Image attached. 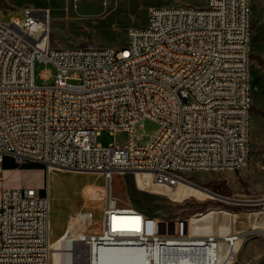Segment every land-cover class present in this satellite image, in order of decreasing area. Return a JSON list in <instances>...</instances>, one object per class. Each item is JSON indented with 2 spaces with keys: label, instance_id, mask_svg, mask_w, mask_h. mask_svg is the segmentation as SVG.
Returning a JSON list of instances; mask_svg holds the SVG:
<instances>
[{
  "label": "built area",
  "instance_id": "built-area-1",
  "mask_svg": "<svg viewBox=\"0 0 264 264\" xmlns=\"http://www.w3.org/2000/svg\"><path fill=\"white\" fill-rule=\"evenodd\" d=\"M0 22V264H51V195L8 188L5 160L49 173L102 174L109 196L100 229L60 245L62 264H109L107 250L135 264H234L254 231L197 234L190 218L163 219L112 196L117 174H146L155 185L194 186L197 172L251 166L252 0H208L204 7H153L123 47L56 49L46 10ZM36 63L45 68L38 86ZM158 124L143 143L136 129ZM102 132L125 144L97 143ZM214 212V211H210ZM59 251V250H57ZM119 254V255H120Z\"/></svg>",
  "mask_w": 264,
  "mask_h": 264
},
{
  "label": "rangeland",
  "instance_id": "rangeland-1",
  "mask_svg": "<svg viewBox=\"0 0 264 264\" xmlns=\"http://www.w3.org/2000/svg\"><path fill=\"white\" fill-rule=\"evenodd\" d=\"M207 1L113 0L112 7L107 9L105 0L100 7H94L90 0H0V22L8 23L13 17L23 21L25 16L21 10L26 7L46 10L52 48L123 47L127 44L131 28L147 25L151 8L182 5L204 7ZM252 22V152L251 166L243 172L244 178L239 176V172L231 171L189 175L190 181L208 191L184 185L167 189L153 184L146 174H117L111 183L115 200L127 202L149 216L178 219L203 214L191 221L197 234L254 231L242 241L234 264H264V65L254 59L264 58V0H252ZM45 68L55 73L53 66L36 63L38 86L52 83L41 79V72ZM158 129L157 123L144 120L137 126L136 138L146 143L157 134ZM127 140L128 135L124 132H102L97 143L107 147L125 144ZM51 172L48 176L46 171V183L39 169L5 171L4 178L8 188L44 186L41 193L47 194L50 187L51 238L55 250L51 264H60V253L57 251L60 250V239H74L83 232L92 234L100 229L109 183L99 173L68 169H52ZM230 181H233L231 185ZM224 184L229 189L228 193L222 188ZM120 252L123 253V250ZM114 254L116 251L112 249L109 256Z\"/></svg>",
  "mask_w": 264,
  "mask_h": 264
},
{
  "label": "bare ground",
  "instance_id": "bare-ground-1",
  "mask_svg": "<svg viewBox=\"0 0 264 264\" xmlns=\"http://www.w3.org/2000/svg\"><path fill=\"white\" fill-rule=\"evenodd\" d=\"M90 1H92V4H93V6L94 7H100L101 6V4H102V1L103 0H90ZM106 1V3H104V5H105V7L108 9V8H111L112 7V4H113V0H105ZM52 172H50L49 173V175L51 174ZM158 186V185H157ZM159 186H161V185H159ZM162 187H166L167 189H170L169 187H167V186H164V185H162ZM189 187V186H188ZM106 195L107 196H109V187L106 189ZM49 192H50V187H49ZM50 224H51V215H50ZM98 228V227H97ZM58 240V239H57ZM71 241H73V238H64V239H60V244H59V248H60V245L61 244H63V245H66V246H69L70 244H71ZM53 241H52V246H53ZM61 248H60V250L58 251L59 253H60V264H62V261H61V256H62V252H61ZM111 250H107V251H105L104 252V257H105V259L107 260L108 258H109V264H135L134 262H129L128 260H127V257L126 256H120L121 254V252H120V250H116L115 249V251H116V254H114V255H110L109 256V252H110ZM123 253H125L124 251H123ZM120 254V255H119ZM53 257V256H52ZM111 258V259H110ZM52 260H53V258H52Z\"/></svg>",
  "mask_w": 264,
  "mask_h": 264
},
{
  "label": "crops",
  "instance_id": "crops-1",
  "mask_svg": "<svg viewBox=\"0 0 264 264\" xmlns=\"http://www.w3.org/2000/svg\"><path fill=\"white\" fill-rule=\"evenodd\" d=\"M34 164V165H33ZM32 165V166H31ZM39 164L37 163H27L25 164L24 166H19V165H16V163L14 162V160L11 158V157H8L6 158L5 160V166H4V170L5 171H12V172H22L24 170H33V169H39V168H36L38 167ZM40 171H42L43 173V176H44V182L46 183V170L45 168L43 167L42 169H39ZM239 176H241L242 178H244V173L241 172L239 173ZM233 181H230L229 184L231 185ZM28 187H33V188H36L34 186H28ZM41 190H43L42 188L43 187H39ZM37 188V189H39Z\"/></svg>",
  "mask_w": 264,
  "mask_h": 264
},
{
  "label": "trees",
  "instance_id": "trees-1",
  "mask_svg": "<svg viewBox=\"0 0 264 264\" xmlns=\"http://www.w3.org/2000/svg\"><path fill=\"white\" fill-rule=\"evenodd\" d=\"M254 59H256L260 65H264V58H261V57H254ZM264 114V113H263ZM17 165V164H16ZM5 166V165H4ZM36 168H39V169H42L43 167L41 165H38V167ZM222 188L225 190L226 193L229 192V189L225 187V184L222 186ZM43 190H40V194L42 195H45V193H41Z\"/></svg>",
  "mask_w": 264,
  "mask_h": 264
}]
</instances>
